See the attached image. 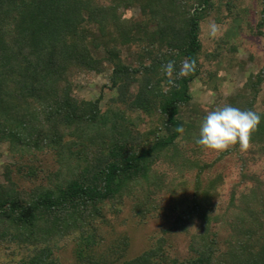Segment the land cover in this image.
Masks as SVG:
<instances>
[{"label":"trees","instance_id":"16d2710c","mask_svg":"<svg viewBox=\"0 0 264 264\" xmlns=\"http://www.w3.org/2000/svg\"><path fill=\"white\" fill-rule=\"evenodd\" d=\"M219 3L0 0V145L7 144L17 170L26 166L22 174L33 180L28 190L9 174L0 182V245L20 249V264H62L58 253L68 241L71 264H264V176L243 173L264 160V111L255 106L264 62L241 89L214 106L230 104L261 115L246 147L230 146L210 160L195 143L206 113L183 117L192 98L190 83L201 70L200 23ZM258 4L253 33L263 37L264 49V0ZM225 5L232 11L237 1ZM131 7L140 18L123 17ZM132 46L139 48L136 65L122 57ZM185 60L193 70L179 76ZM168 62L171 76L165 73ZM103 70L110 71L109 88L116 90L106 108L99 98L71 93L72 73ZM134 82L137 88L129 94ZM153 113L158 124L137 127L143 115ZM45 152L54 155L57 166L51 170L34 163ZM237 152L241 182H252L239 195L231 189L228 201L217 207L222 178L211 174L213 166ZM159 162L169 172L157 168ZM128 203L131 219L143 220L158 209L171 219L169 229L188 232L196 224L187 256L170 255L164 235L169 229L126 256L129 236L109 238L106 213L116 215Z\"/></svg>","mask_w":264,"mask_h":264},{"label":"rangeland","instance_id":"374dc122","mask_svg":"<svg viewBox=\"0 0 264 264\" xmlns=\"http://www.w3.org/2000/svg\"><path fill=\"white\" fill-rule=\"evenodd\" d=\"M216 1L218 2V0ZM221 1L222 4L219 3L220 5L212 9L200 23L201 52L199 59L201 70L199 77L190 83L192 98L183 112L185 119H198L212 110L216 104L222 105L227 97L234 95L243 87L251 73H256L263 66V37L253 33L258 18V0H236L237 7H233L232 11L226 8L225 2L227 0ZM122 13L125 18H140L136 7L125 9ZM213 23L217 26L216 35L211 34ZM233 28L234 31H232ZM138 49L132 46L130 51H124L122 53L123 60L136 65L135 52ZM109 72V70H103L101 72L72 73L70 77L71 93L83 99L99 98L102 109L106 108V103L116 95V90L109 88ZM162 85L165 86L164 83ZM136 86V82L129 85V94L131 90H136ZM118 105L124 108V104ZM255 106L258 111H264V83ZM130 115L133 118L136 116L135 113ZM158 121L159 118L156 113L149 116L143 115V119L139 121L137 127L146 130L149 126L158 124ZM221 152L205 149V154L210 160L217 157ZM38 162H41L43 167L48 170L57 166L54 162V155L48 152L39 154L34 163L37 164ZM240 162L241 155L237 152L222 157L213 166L211 174L215 177L219 173L222 178L216 189L215 205L217 207H222L228 201L231 189H234L235 194L239 195V190L245 184L252 182L249 178L241 182ZM157 168L168 170V172L170 170L164 162H159ZM26 170V166H23L19 171L17 170V164H15L7 144H1L0 182H6V175L9 174L17 183L18 188L28 190L33 185V180L24 177L22 173H25ZM243 170V173L262 172V176H264V160H258ZM173 173L176 172H170L167 175H175ZM42 174L43 172H40L41 176ZM179 190L180 187L177 191ZM190 191L189 187L186 194L189 195ZM162 197H164L163 193L160 194L159 199L163 201L162 204H167V197ZM129 212L130 204L128 203L116 215L107 212L106 217L110 223L109 238H113L121 232L127 234L130 244L126 256L132 257L149 245L152 236L156 237L161 230L169 229L172 221L170 218L166 219L162 213L160 214L158 209L152 214H147L143 220L139 219L140 221L131 219ZM195 228L196 224H189L188 232L172 228L169 229L168 233H164L170 243L171 256H177L180 259L187 256L190 231ZM71 247L72 244L68 241L60 248L58 255L62 264L72 263ZM19 257H21L20 249L16 247L6 249L4 245H0V264H20Z\"/></svg>","mask_w":264,"mask_h":264},{"label":"clouds","instance_id":"9594fccd","mask_svg":"<svg viewBox=\"0 0 264 264\" xmlns=\"http://www.w3.org/2000/svg\"><path fill=\"white\" fill-rule=\"evenodd\" d=\"M216 33L217 26L213 23L211 34L216 35ZM192 70V65L185 60L178 75H186ZM172 71L173 63L168 62L165 66L166 75L171 76ZM260 120L261 115L250 109L242 110L230 104L215 107L208 111L200 121L195 143L216 152L224 151L236 144L246 147ZM179 131L182 132L183 129Z\"/></svg>","mask_w":264,"mask_h":264}]
</instances>
